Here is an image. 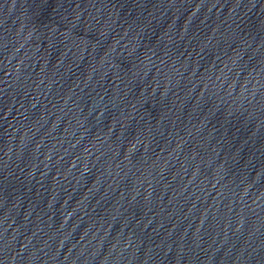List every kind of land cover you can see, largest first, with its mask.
<instances>
[{"label": "water", "instance_id": "1", "mask_svg": "<svg viewBox=\"0 0 264 264\" xmlns=\"http://www.w3.org/2000/svg\"><path fill=\"white\" fill-rule=\"evenodd\" d=\"M0 264H264V0H0Z\"/></svg>", "mask_w": 264, "mask_h": 264}]
</instances>
